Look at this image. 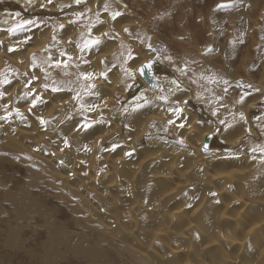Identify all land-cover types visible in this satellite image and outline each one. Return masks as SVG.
Listing matches in <instances>:
<instances>
[{"label":"rangeland","instance_id":"1","mask_svg":"<svg viewBox=\"0 0 264 264\" xmlns=\"http://www.w3.org/2000/svg\"><path fill=\"white\" fill-rule=\"evenodd\" d=\"M45 1L54 6L60 4L61 8L54 14L37 12L34 18L42 19L41 24L26 21L18 9L6 10L10 4L7 1L2 2L6 5L0 3L4 9L0 39L7 37L6 41H0V63L5 64L0 70V264H143L125 251L124 244L138 247L143 239L145 248L164 252L169 242L185 244L173 231L192 236L197 249L194 260L221 264L224 252L234 251L236 246L225 241L208 244L206 228L213 226L236 234L235 225L221 219L224 208L212 212L206 207L194 215L192 229L183 220L193 215L194 207L184 211L178 208L187 201L194 203L207 197L209 203L216 199L205 188V181L210 180L207 174L162 179L158 175L162 171L170 166L184 171L192 160L175 159L174 163V159L167 161L160 157L149 164L143 162L157 152L164 156L167 152L188 151L181 137L184 130L177 126L179 121L171 117L166 122L149 121V131L139 149L129 156L128 167H122L116 160L129 149L130 140L122 136L119 140L113 135L114 140H104L124 124L136 134L150 115L165 109L173 114L177 100L193 96L191 99L201 104L195 106L200 108L201 119L196 127L199 132L187 134V140L191 146L199 144L201 134L225 121L219 133L225 138H238L236 148L228 151L231 163L224 168L233 170L235 177L230 183H213L227 195L245 193L254 202L257 207L249 212V220L264 218V104L259 105L264 98L255 107L248 99L264 95V0H89L77 10L73 8L83 0ZM67 3L70 6L64 5ZM19 18L23 21L15 24L13 21ZM126 23L129 24L124 26ZM71 30L73 35L68 38ZM21 31L35 37L15 48L17 37L13 35ZM125 45L129 48L127 52ZM133 45L138 47L137 51L132 49ZM99 47L100 50H94ZM74 52L78 58L73 64L75 70L58 66L59 60ZM100 53H105V58L99 62L97 77L117 85L119 93H125L126 102L117 103L119 95L105 89L95 87L94 91L93 82L84 77L92 73V67H87L85 61L97 58ZM123 53L127 55L125 60L121 59ZM140 53L153 55L161 69L147 78L132 77L128 70L133 69ZM40 56L45 57L43 63ZM9 57L18 58L20 65L27 58L31 71L21 72ZM202 71L208 76L204 77ZM173 80L179 81L178 86L169 91L166 84ZM17 83H23L27 89L14 97L10 110L8 106L2 110L1 105L8 102V95ZM38 83L46 89L38 91ZM109 97L113 100L107 113L100 102ZM164 97H170L171 102L153 103ZM28 105L33 111H26ZM5 114L11 120L9 128L3 126L9 121H4ZM87 117L99 120L85 126ZM22 129L32 131L33 142L41 134L49 137L40 146L38 143L34 146L26 138L13 137L16 130ZM47 131L50 134H44ZM231 132L233 135L229 136ZM92 143H96V151L88 149ZM21 148L40 151L49 159L51 169L38 165ZM136 165L143 166L137 170ZM112 166L118 168L117 173L101 176L96 184L88 182L89 186L107 190L106 198L93 201L99 206L105 203V209L86 208L65 191L66 183L55 174L74 168L95 175ZM217 169L213 165L205 171L214 173ZM197 178L200 181L193 189L178 186ZM80 181L83 179L76 178L69 183ZM111 183L129 191L118 205L113 201L117 193L109 190ZM176 186L179 190L167 196L171 199L159 202L164 193ZM143 202L149 204V209L142 207ZM235 206L237 210L241 207ZM130 207H134L132 214L138 215L141 222L128 239L124 231L115 228V221L111 229L103 222L120 221ZM203 211L214 213L213 221L204 222ZM157 216H163L165 222L152 223ZM158 227L165 234L153 238L152 232ZM211 233L215 235L214 231ZM99 251L106 253L98 258ZM235 252L240 254L241 250ZM183 257L178 254L171 261H161L153 255L152 261L149 260L151 264H179ZM257 260L264 264V258L258 255L251 262Z\"/></svg>","mask_w":264,"mask_h":264},{"label":"bare ground","instance_id":"2","mask_svg":"<svg viewBox=\"0 0 264 264\" xmlns=\"http://www.w3.org/2000/svg\"><path fill=\"white\" fill-rule=\"evenodd\" d=\"M3 1H7L8 4L6 10L9 12H12L14 9H18L22 11V13L26 16V21H35L38 24L42 23V19H35L34 17L36 16V13L39 11H50L49 13L54 14L60 12L58 9L61 8L60 4L50 5V3H46L45 0H0V3ZM89 0H83L82 4L78 3L77 6H75L73 9H78L81 7H84L88 4ZM36 3V4H35ZM66 3V2H65ZM3 5H6L5 3H2ZM65 6H70L68 3L64 4ZM94 5V4H92ZM91 5V6H92ZM105 5V4H103ZM87 7H90L87 6ZM2 9V10H1ZM57 10V11H56ZM4 11L3 8H1L0 5V21L4 18L2 15V12ZM59 15V14H58ZM70 19L67 18L66 22H68ZM23 21V19H15L13 21L15 24H20ZM129 23L124 24V26H127ZM7 28H10L9 25H6ZM42 26H39L38 28H41ZM125 28V27H124ZM6 33L9 32V29H4ZM71 34L68 35V38H71L73 35L74 30H71ZM26 31H21L18 34H14L13 36H16V40L14 43V47L18 48L19 45L25 43V41L31 39V37H35L34 34H30ZM53 33V31H52ZM120 36V35H119ZM121 37V36H120ZM7 37L6 36H1L0 41L4 42L6 41ZM99 37L96 38L98 40ZM50 38L48 39V41ZM67 40V39H66ZM66 42V41H65ZM67 44V43H65ZM64 44V45H65ZM137 46V45H136ZM14 48V49H15ZM90 48V45L85 47V50L88 51ZM74 49V48H73ZM101 47L98 49L94 50H100ZM132 49L134 51H137L138 47H135V45L132 46ZM129 51V48L127 45H125V51ZM126 53H123L121 55V59L125 60L126 59ZM12 62L15 63L19 67V70L21 72H30L32 69V65L25 60V63L20 65L19 60L16 57H9ZM105 58V53H100L97 58L91 60L87 59L85 63H87V67H92V73H89V76H84L88 81H92L94 84V91L95 87L97 89H105L108 93L115 95L118 94V98L116 100L117 103L120 101H124L125 93L121 92L119 93L120 89L117 85H111L107 81L105 82L104 80H101V78L97 77V72L100 69L99 62ZM138 59L137 63L134 65L133 69L130 71V74L132 77H135L136 79H140V76H145L150 77L153 74L157 73L159 69H161L160 65L158 66L156 59L151 56L149 53H140L139 56L136 58ZM78 58L75 55V52L69 55L66 58H63L58 61V66L61 68H67L70 70H75L73 68V64L77 62ZM39 61L43 63L45 61V57L40 56ZM4 63H0V70H3L4 68ZM169 72V70H168ZM203 76H208V74L205 71H202ZM171 79V78H170ZM78 85H82V81L80 79L74 80ZM179 82L178 80H176ZM175 80H173V83L166 84V87L169 91L173 90L176 88L178 85ZM207 81H204L206 84ZM109 85V86H108ZM38 86V91L42 92L46 88L42 86L40 83L36 84ZM180 86V84H179ZM27 88L24 86L23 83H17L15 85V88H13V92L8 95V104L4 103L5 105H1V109H6L7 110L11 108V101H13L14 97L17 96V94L21 91H24ZM102 92V91H101ZM49 94L52 95V93L48 92ZM96 94V92H95ZM174 95V94H173ZM33 97V95H31ZM191 96V95H190ZM29 97V96H28ZM193 97V96H192ZM192 97H187L184 96L180 100H177L176 104V110L173 114H171L170 110L165 109L161 110L158 114H153L150 115L149 118L146 120L144 126L142 125V128L140 132H137L136 134L132 133L131 127L129 125H120L117 133H113L105 138V142H109L114 140L115 137L119 138V140L123 139L122 137L127 138L130 140V146L129 149L124 152L121 156H119L116 160L117 164H121L122 167L130 164L128 162L129 156L137 151L139 147L142 145V139L146 137V132L149 131V128L147 127L148 122L153 120H159L162 119L166 122V120H170L171 118L174 119L175 121H179L177 126L180 127V129H183L184 134L181 135L183 139V144L185 146H188L189 149L188 151H177V152H167L168 154H165L162 156L160 152L154 153L149 155L147 158L143 160L146 164L152 163L156 160H158L160 157L163 158V160L169 161L170 159H174V161H177L175 159H190L192 160V164L185 169L184 171H181L177 169L175 166H170L168 170L162 171L158 175L162 179H173L176 175H179L181 177L187 178L190 176H193L197 173L200 175L202 174H207L208 178L210 179L209 181H205V188L212 192L216 199L213 201H210L208 203V198L204 197L201 201L197 202H190L187 201L181 205L178 206L180 211H184L189 207H194L193 210V215L184 219L183 222L187 225V228L192 229L193 228V217L194 215L200 213L202 210H204L206 207L209 206V209L213 212L217 208L223 207L224 211L221 214V219L226 221V222H232L235 227L233 228L236 231L235 233H228L226 230H217L212 227H207V233H208V239L209 243L210 242H229L230 244H233L236 246V249L241 250V253H236L235 250L231 252H224V256L222 257L221 264H262L261 261L257 260L256 262H251V259L258 255V258L263 259L264 258V218H260V220H249L248 214L252 210V208L257 207L253 206L254 202L251 200H248V196L244 194H231L227 195L225 194V191L222 187H219L217 184L213 182H221V183H230L233 178L235 177L234 173L232 172L233 170H228L226 171L224 168L228 167L231 163V156L228 151L233 150L237 146V139H229L225 138L221 133V127L224 124L221 122L215 129H211L207 132H205L203 135L201 134L200 142L199 144H192L193 146L190 145L191 142L187 140V134L189 135L190 133H196L199 132V129H197V125L201 119V116L199 114L200 108L195 107L199 106L201 107L199 103L195 102V98L191 99ZM170 97H164L161 100H157L155 105H164L168 104L171 102ZM264 98V95L261 96H256L252 98H248L251 100L250 105H258L257 103L261 101V99ZM112 97L107 98L106 100L100 102L101 108L105 110L107 113L110 112L108 110L110 107V102L112 101ZM126 102V101H124ZM264 102H259V105H263ZM194 106L195 109L192 110L191 107L189 106ZM135 106L131 107V110L133 111ZM27 112L33 111V108L31 106H26L25 107ZM6 110V111H7ZM196 111V112H194ZM189 113V114H188ZM7 114V113H6ZM2 116L5 120H9L6 125L5 123L3 124V121H1V124L3 126L9 128L10 125V118L8 115ZM92 114V113H91ZM186 114V115H185ZM171 117V118H169ZM188 117V119H187ZM98 118H91L87 117L85 126L92 125L93 123L96 124ZM231 122H233V119L230 117ZM6 122V121H5ZM177 127V128H178ZM179 129V128H178ZM46 131V130H45ZM234 132H237L234 130ZM50 134L48 131L45 132L44 134ZM146 134V135H145ZM115 137H113V136ZM229 136L233 135L232 132L228 134ZM12 136V135H11ZM122 136V137H120ZM13 137H23L26 138L30 143H33L34 146L36 143L39 144V146L42 144L43 141H45L49 136L41 134V136H38L39 139L33 142V133L32 131L29 130H16V134L13 135ZM51 137V136H50ZM126 139V140H127ZM127 140V141H128ZM32 141V142H31ZM31 144V145H33ZM37 146V145H36ZM191 147V148H190ZM28 148V147H27ZM35 148V147H34ZM22 150L25 151V155L30 157L34 162H36L38 165H40L43 168H47V166L50 164V161L48 158L43 157L40 151H30V150H25L24 148H21ZM88 149H93L94 151L97 150L96 143H92L91 145L88 146ZM170 158V159H169ZM256 161V160H254ZM253 161V162H254ZM144 163V164H145ZM175 163V162H174ZM143 164V165H144ZM173 164V163H172ZM143 165H136L137 170H141ZM171 165V163H170ZM216 166L218 169L217 171H214V173H210L207 170L210 166ZM49 167V166H48ZM51 169V167H49ZM118 168H114L112 166L111 169H101L98 174H91L90 172L86 171H80L75 170L74 168H71L68 172H56L55 174L57 177L61 180H63L66 184L64 185V189L66 192L74 196L80 203H82L86 208L89 210L95 209L96 207H105V203L102 204V206H99L98 204L93 203L94 200H97L98 202L100 200H103L107 196V190H103L99 187L95 186H89L88 182L91 184H96L100 181L101 176L103 175H114L117 173ZM116 172H114V171ZM201 171V172H200ZM203 172V173H202ZM119 178V176H116ZM76 178H82L83 181H80L78 183L70 184L69 182L73 181ZM203 178V176L199 177ZM200 180L197 178V180H191L183 183L181 186L183 188H188V189H193L196 186V183L199 182ZM176 186L172 190L167 191L164 193V195L159 199V202H166L172 197L168 198L167 196L171 193L172 196L175 194L176 191L179 190V187ZM109 190L111 192H116L117 196H113V201L116 202L118 205L120 200L124 199L126 196L129 195V191L127 187L120 186L117 183H111L109 185ZM226 196V198L224 197ZM208 203V204H207ZM143 208H148L147 206L149 205L147 202H143L142 204ZM158 205V204H157ZM234 205L235 208L232 206ZM235 205H240V209H236ZM132 208L130 207L127 209V213L123 216L120 221L116 220H110L109 223H104L103 224L111 229L114 226V221H115V228L120 231H124L123 235H125L128 239L133 237L135 234V227L141 222V218L138 215L132 214ZM105 209V208H104ZM149 209V208H148ZM205 219L204 222H210L213 221L214 219V213H205ZM152 223L154 224H163L165 222V219L163 216H157L154 219L151 220ZM100 225H102L100 223ZM103 226V225H102ZM211 226V225H209ZM189 229V230H190ZM116 231V230H115ZM215 232V235L212 234L211 232ZM189 233V231H188ZM206 234V230L204 232ZM138 234V232L136 233ZM165 234L163 231H161V227H158L156 230L152 232V237L157 238L161 235ZM173 234L177 235L178 239L181 242H184V245H175V244H167L165 246V251L161 252L159 250H153L152 248H145V240H140L138 242V247L133 246L126 242L124 244L125 251L128 253L130 252L133 256H136L140 262L143 264H151L152 262V256L156 255L159 257V260L161 261H171L175 256L178 254H183L184 257L182 258V262L179 264H209L207 262H203L200 260H194L193 257L197 256L196 252V246L193 244V239L190 234H186L185 232L178 233L176 231H173ZM207 235V234H206ZM168 236H170V232H168ZM207 241L206 239H204ZM198 243V242H197ZM200 244V243H198ZM262 244V246H261ZM106 252L105 251H99L96 256L99 258L100 256H104ZM97 258V259H98ZM151 261H150V260ZM176 263V262H175Z\"/></svg>","mask_w":264,"mask_h":264}]
</instances>
